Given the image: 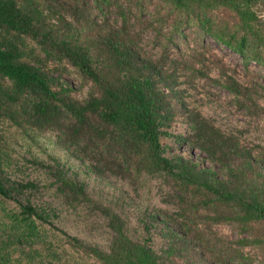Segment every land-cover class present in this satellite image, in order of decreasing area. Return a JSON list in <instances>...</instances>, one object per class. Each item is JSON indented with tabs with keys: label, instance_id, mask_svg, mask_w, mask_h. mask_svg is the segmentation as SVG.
<instances>
[{
	"label": "trees",
	"instance_id": "trees-1",
	"mask_svg": "<svg viewBox=\"0 0 264 264\" xmlns=\"http://www.w3.org/2000/svg\"><path fill=\"white\" fill-rule=\"evenodd\" d=\"M153 1L173 16L169 36L167 16L144 18ZM219 10L232 21H216ZM263 11L264 0H0V264H264V86L202 49L182 56L159 42L195 26L264 67ZM65 66L88 86L80 101L52 73ZM195 79L223 88L245 122L216 124L184 99ZM14 134L47 135L85 171L152 191L154 203L104 204L51 156L22 164ZM80 221L101 224L103 247L64 230Z\"/></svg>",
	"mask_w": 264,
	"mask_h": 264
},
{
	"label": "rangeland",
	"instance_id": "rangeland-1",
	"mask_svg": "<svg viewBox=\"0 0 264 264\" xmlns=\"http://www.w3.org/2000/svg\"><path fill=\"white\" fill-rule=\"evenodd\" d=\"M155 10L158 11V16H167L166 24H163L160 28L161 34L169 36V24L173 16L168 15L169 9L166 6H162L153 1L151 5H148L147 13H144V18L149 20L150 15L153 14ZM260 15L262 19H264V11L261 12ZM211 16L214 17L216 21H232L231 15L223 10L216 11L211 14ZM148 34L152 36L154 33L148 32ZM159 42H163L167 50L172 52L175 51L182 56L187 55L192 48L202 49L206 52L205 55H213L220 59L227 67L235 70L241 82L264 86L263 66L252 61L244 66L243 62L236 54L206 34L200 32L195 26L179 27L178 32L170 36V40L164 41L163 38L159 37ZM53 70V75L71 90V95L76 100L80 101L85 97L88 86L81 85L79 78L72 68L65 66ZM210 76L215 77L216 72L211 71ZM190 84L187 91L183 94L184 99L201 109L202 112L216 124L241 126L245 122L244 112L234 106L232 97H230L223 88L215 84L207 83L203 79L192 80ZM259 102L264 107V100L260 99ZM178 129L179 122H176V124H174V130L176 131ZM13 133L14 131L12 134ZM19 137L20 136L14 134L11 139L13 141L9 142L12 150L17 155H20V157H18L20 159L19 162L23 164L25 160L29 161L31 158L44 160L46 157L51 156L64 166L69 176L72 177L73 175L86 182L91 198L97 199L104 204L108 201L111 203H123L124 208L128 209L129 212H132L140 205L141 207H145L148 203H154L152 191L140 189L137 191V195H135L127 185L114 178L104 176L98 177L91 172L85 171L84 164L80 163L69 151L57 148L53 144V139L47 137V135L34 138L35 141L33 143L22 141ZM168 146L172 147L170 144ZM180 150L192 161L198 163L201 168L217 171V167L212 165L207 157L197 150H188L186 147H181ZM9 208H11V205ZM79 224V226L69 224L64 230L70 235L77 236L87 244H96L100 247L104 246L105 236H103L101 224L84 221H80ZM214 230L225 240L234 241L238 238L236 232L229 225H219L214 227ZM243 251L247 252L249 255L257 253L255 250L249 248H244ZM89 263L90 262H87L86 264Z\"/></svg>",
	"mask_w": 264,
	"mask_h": 264
}]
</instances>
